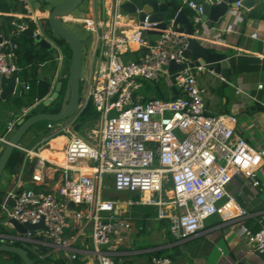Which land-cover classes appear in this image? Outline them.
<instances>
[{"label": "built area", "instance_id": "1", "mask_svg": "<svg viewBox=\"0 0 264 264\" xmlns=\"http://www.w3.org/2000/svg\"><path fill=\"white\" fill-rule=\"evenodd\" d=\"M183 2L193 9L199 21L200 5L195 0ZM120 9L119 5L101 19H81L92 33L93 42L84 58L78 111L67 122L47 124L51 136L71 134L64 163L48 164L40 154H31L34 149L21 144L17 148L27 158H35L31 174L34 185L20 188L18 184L3 197L0 206L6 227L0 232V241L21 246L30 242L42 261L55 255L67 264H74L77 259L83 264H116L114 238L122 228L130 229L129 213L135 205L155 206L157 217L170 220L175 243H184L203 230L206 220L216 214L230 221L237 212L248 213L228 194L227 187L237 174L242 173L252 186L264 188L259 173L264 164V148L237 136L233 115L209 113L205 89L198 80L205 66L195 65L193 58L185 55L188 36L177 30L173 18L159 28V22H151L147 16L125 29L128 25L121 21ZM24 18L37 24V18L30 13ZM11 24L15 28L10 33L0 34V103L4 101L2 75L18 73L16 86L21 85V95L31 88L20 75L22 67L14 40L15 35L28 28V23L15 18ZM148 30L161 32L148 34ZM39 35L37 26L33 37ZM134 46L139 47L138 58L127 59L125 56ZM172 62L178 65L175 70L169 69ZM163 76L167 94L148 97L140 92L142 80L163 91ZM46 97H36L8 121L5 134L0 136L2 145L9 142L18 121ZM89 105L99 114L102 124L87 139L78 133L76 125ZM51 168L61 171L60 184L54 190L45 188L53 178ZM111 188L132 196L122 201L108 198L104 191ZM70 201L74 207H69ZM169 205L170 211L166 209ZM10 218L20 223L43 222V227L22 233L15 230ZM261 222V228L254 232L239 229L251 252H264ZM89 226L92 249L78 248L76 245ZM170 261L169 256L154 255L150 264Z\"/></svg>", "mask_w": 264, "mask_h": 264}, {"label": "crops", "instance_id": "2", "mask_svg": "<svg viewBox=\"0 0 264 264\" xmlns=\"http://www.w3.org/2000/svg\"><path fill=\"white\" fill-rule=\"evenodd\" d=\"M19 1L16 10L0 11V34H7L9 30L15 28L11 24L13 19L17 18L24 21L22 18L30 13L31 17L37 18V26L41 31V36L46 38L44 37L45 32L41 18L46 16L47 11L35 10L31 0ZM123 1L119 0L118 4L117 0H87L82 13L76 15L74 12L66 22L82 23L81 19L84 18L94 20L104 18L119 7ZM177 1L178 9L184 8L188 14H194L193 9L184 4L183 0ZM23 8H26L27 12L24 13ZM120 13L121 21L128 25L125 29H129L138 22L134 15L121 9ZM243 13H247L246 10L243 9ZM197 33L201 42L228 55L229 65L226 78L207 68H204L198 75L199 83L205 89L207 110L215 115H233L235 117L233 124L237 136L243 137L249 144L257 148H264V13L259 16L251 14L233 16L212 27L203 24L201 32ZM255 33H257V37H254ZM153 37L154 35L151 38ZM56 39L58 38L56 37ZM52 45L59 51V55L55 59L58 63L54 73L48 75L51 80V90L46 96L53 92L58 81L65 76L69 66L63 46L56 43H52ZM138 48V46H134L131 54L135 56L134 53H138L139 55ZM48 63H44L38 70L36 73L38 78H44L42 73L47 71ZM160 88L163 91L156 88L158 95L165 92L161 84ZM238 90L241 92L239 93ZM8 106L9 112L3 110V114L5 111L4 115H8L7 123L18 115L25 105L22 106L21 110L17 109L16 100H11ZM63 136L66 138V147L71 135ZM52 137L51 134L43 137L38 140L34 147L46 157L48 164L54 162L63 164L65 149L60 153H52L50 148H41ZM21 145L34 149L24 142ZM34 162L35 158H27L26 154L23 153L15 169L16 180L14 178L13 184L7 188L5 195L8 190L15 188L18 184H20V188L34 185L31 181ZM259 173L264 182V164ZM50 175L53 177L51 184L45 188L54 190L60 184L61 171H55L51 168ZM227 189L229 196L234 197L238 205L246 208L248 213L239 215L237 212L235 218L230 221L223 220L219 214L210 217L206 220L205 228L186 241V251L180 253V244L182 243H175L169 229L170 220L157 217L155 206H133L129 213L131 215L130 229L122 228L120 237L114 238L113 245L117 248V253L113 256L115 263L150 264L152 256L163 255L171 258V261L165 264H264V252L249 251L244 241L245 237L239 233L241 228L252 232L261 228V221L264 222V188L263 186H252L248 179L240 173L232 179ZM115 192L126 195L125 199L132 196L126 192ZM2 199H0V203ZM166 209L170 211L171 206H167ZM1 217L4 216L0 206ZM2 221L4 225V219ZM76 246L81 249H92L90 226L84 235H81ZM81 256L83 255L81 254Z\"/></svg>", "mask_w": 264, "mask_h": 264}, {"label": "water", "instance_id": "3", "mask_svg": "<svg viewBox=\"0 0 264 264\" xmlns=\"http://www.w3.org/2000/svg\"><path fill=\"white\" fill-rule=\"evenodd\" d=\"M85 0H59L50 6L44 17L53 35L62 38L70 47L72 56L71 61L66 69L65 76L58 81L53 92L47 96L39 105L31 110L30 114L22 118L17 123L16 130L10 136L9 142L0 148V179L8 165V162L22 143L25 135L38 123L42 121H63L73 117L77 111L81 100V76L84 63L85 49L91 47L93 35L89 32L86 38H82L73 30L66 27V20L71 17L76 9H78ZM201 7L199 14L200 20L196 21L193 14H188L184 8H177V0H124L120 7L125 12L135 16L136 20L143 21L148 16V20L159 22V28H164L169 19L173 18L177 25V30L188 36L189 45L185 51V55L193 58L195 65H203L207 69L214 70L216 73L227 77V67L229 65L228 55L225 52L209 47L198 38L195 34L198 30L200 33L203 24L212 27L219 24L223 20L233 16H243L251 14L259 16L264 13V0H195ZM35 10H46L49 3L48 0H31ZM243 9L247 13H243ZM160 30H148V34H159ZM34 38V37H33ZM36 39H44L41 35ZM34 38V39H35ZM1 39V37H0ZM42 40V41H44ZM178 65L174 62L169 66L170 70H175ZM15 73L9 77L2 75L1 86L3 89L2 97L6 100L10 95L20 96L21 85L16 86ZM66 80L65 90L61 99L60 106L57 111L49 110L48 106L55 100L59 99L61 91ZM75 132V130L72 129ZM14 205V201L10 202ZM73 201L69 202V207H74ZM10 223L15 230L19 232H27L28 230L43 227V222L38 224L20 223L14 218H10ZM187 242L180 244V251H186ZM0 252H9L18 255L24 264H37L24 246L0 243Z\"/></svg>", "mask_w": 264, "mask_h": 264}, {"label": "rangeland", "instance_id": "4", "mask_svg": "<svg viewBox=\"0 0 264 264\" xmlns=\"http://www.w3.org/2000/svg\"><path fill=\"white\" fill-rule=\"evenodd\" d=\"M58 1L59 0H48L49 5H48V7H46V11H48L50 9V6H52L54 3L58 2ZM86 1L87 0H85L82 3V5L74 11L76 15H80L82 13V11L85 9ZM39 24L42 27L43 23L41 24V22H40ZM65 25L67 28L73 30L78 35H80L82 38H86L89 35V31H87L84 28L82 23L66 22ZM44 37H46L45 40L41 39V38L40 39H34V41H33L34 46L36 47L40 44L42 46L47 47L48 49H50L51 56L54 59H56L59 55V51L53 47L52 43H54V44L56 43L60 46H62V45L57 41L56 37H54V36H50V35L45 34ZM42 40H44V41H42ZM63 49L65 51L64 46H63ZM87 55H88V51H87V49H85V53H84L85 59L87 58ZM125 57L127 59H135L134 55H132V54H128ZM67 59H68V63L70 64L71 56L69 55V53L67 54ZM57 63L58 62L56 60L50 61L46 66L47 71H44L42 73V76H44L46 78V77H48L49 74L54 73L56 66H57ZM83 70H84V66H83ZM20 75L23 79H25V76L23 75V73H20ZM142 83H143V87L140 89L141 93L146 94L148 97L160 96V95H158V90L155 88L153 83H151L150 81H146V80H142ZM160 84L163 86V89L165 90V93L167 94L168 92H167V88H166V84H165V76H163L161 78ZM81 86L83 88L82 83H81ZM63 92H64V89H62L59 99L55 100L51 105L48 106L49 110L59 108L60 103H61V99H62L63 94H64ZM29 95L30 94L27 91L24 92V95L21 96V98H18L17 96L10 95L6 100H4L0 103V136L4 135L5 131H6L7 118H8L7 114L8 113L6 114L7 116H5L4 115L5 111L3 114V110L4 109L7 111L9 110V106H8L9 101L16 100L17 109L21 110L22 106L28 105L34 101V98L33 97L30 98ZM18 100H21V101L18 103ZM90 118H89L90 119L89 121H85V122H81V123H80V120H78L77 125H79V126H77V128H76L78 133H80L81 135H83L87 139L90 138L91 134L95 133L94 130H99L101 127V124H102L99 116L93 117V118L91 116ZM47 124H48V121H42V122L38 123L36 126H34L25 135L22 142H24L29 147H34L35 144L38 142V140L42 139L45 136H49L51 134V131L48 129ZM63 135H65L67 137L70 136L69 134L67 135L66 133H60V134L54 135L51 139H49L46 143H44L41 148H43V149L44 148H50L49 150L52 153L62 152L65 149V139H66ZM1 146L3 147L5 145H2V143L0 142V147ZM34 149H36V148L34 147ZM62 160H63V158H62ZM15 180H16V178H15ZM104 195L108 198L119 199L121 201L127 197L124 194H120V193L115 192L113 190V188L106 189L104 191ZM22 244L26 247V249H28V251H29V253L33 259L39 260L40 264L43 263V261L39 259L38 253L33 249L32 244L30 242H24ZM0 264H17V261L12 260V259H10L9 261H6V260L2 261L0 259Z\"/></svg>", "mask_w": 264, "mask_h": 264}, {"label": "trees", "instance_id": "5", "mask_svg": "<svg viewBox=\"0 0 264 264\" xmlns=\"http://www.w3.org/2000/svg\"><path fill=\"white\" fill-rule=\"evenodd\" d=\"M20 3L19 0H0V11L3 12H10L17 9L18 4ZM23 12H27L26 8L22 9ZM44 10V9H43ZM24 21L28 23V28L22 32H20L18 35L14 36V40L18 44L17 49V60L18 63L21 65L22 70L20 73H23L25 76V80L30 83L31 88L27 92L30 94L29 97H33L34 99L36 97L44 98L51 90V80L48 77H44L43 79H40L37 77L36 73L38 70L43 66L44 63L55 61V59L51 56L50 49H48L45 46L39 45L34 46L33 41V32L37 28V24L29 20L28 18H24ZM43 21V29L45 34L52 36L53 31L51 30L47 20L45 18L42 19ZM11 30H9L7 33H10ZM57 41L65 47L66 53L70 56H72L71 49L69 45L62 39L58 38ZM128 54H131L128 53ZM134 57L135 59L138 58V53ZM66 80L64 81L63 89L65 90ZM25 92V91H24ZM24 92L22 95L17 96L18 98H21V96L24 95ZM64 93V92H63ZM21 100H18V103ZM55 111L58 110V108L53 109ZM92 116L97 117L99 114L94 110L92 105H89L85 111L81 114L79 120L81 122L89 121ZM90 118V119H89ZM79 125H76V128ZM23 156V152L20 149H16L14 153L12 154L8 165L3 173L2 178L0 179V199L3 198L5 195V192L7 188H9L14 181L15 178V169L17 165L19 164L21 158ZM4 217L0 218V232H3L5 230V226L3 225ZM2 243V241H0ZM18 245H21L18 243ZM32 257V256H31ZM0 259L2 261H9L10 259L16 260L17 264H24L21 258L14 254L9 252H0ZM37 264H40L39 260H36ZM49 262H54L55 264H67L66 260H62L60 258H57L55 255H50L47 257L45 261H43L42 264H48ZM74 264H83L80 260H75Z\"/></svg>", "mask_w": 264, "mask_h": 264}, {"label": "bare ground", "instance_id": "6", "mask_svg": "<svg viewBox=\"0 0 264 264\" xmlns=\"http://www.w3.org/2000/svg\"><path fill=\"white\" fill-rule=\"evenodd\" d=\"M70 134V133H69ZM71 135V134H70ZM65 152V151H64ZM34 153H38V154H40L43 158H45L46 159V157L43 155V154H41L39 151H37L36 149H34V150H32L31 151V154H34ZM65 154V153H64Z\"/></svg>", "mask_w": 264, "mask_h": 264}, {"label": "clouds", "instance_id": "7", "mask_svg": "<svg viewBox=\"0 0 264 264\" xmlns=\"http://www.w3.org/2000/svg\"><path fill=\"white\" fill-rule=\"evenodd\" d=\"M3 243V242H2ZM18 245V244H17Z\"/></svg>", "mask_w": 264, "mask_h": 264}, {"label": "flooded vegetation", "instance_id": "8", "mask_svg": "<svg viewBox=\"0 0 264 264\" xmlns=\"http://www.w3.org/2000/svg\"><path fill=\"white\" fill-rule=\"evenodd\" d=\"M84 64V63H83Z\"/></svg>", "mask_w": 264, "mask_h": 264}]
</instances>
